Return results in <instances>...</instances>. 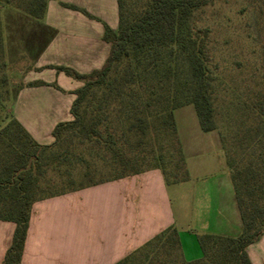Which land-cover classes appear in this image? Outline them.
<instances>
[{"label": "trees", "instance_id": "obj_1", "mask_svg": "<svg viewBox=\"0 0 264 264\" xmlns=\"http://www.w3.org/2000/svg\"><path fill=\"white\" fill-rule=\"evenodd\" d=\"M49 1L0 4L43 20ZM213 1L118 0V28L104 22L103 38L111 48L102 67L81 72L45 66L83 84L74 90L73 118L54 127L52 143L38 142L11 113L0 125V219L16 223L1 264H22L32 206L41 198L154 168L168 184L189 179L175 109L193 104L204 131L218 127L209 28L193 20L197 10ZM61 4L97 18L83 6ZM44 84L59 87L42 79L20 87ZM250 108L257 112L247 113L253 121L245 132L223 145L241 232L198 234L202 256L188 260L178 228L170 226L115 264H254L247 247L264 234V80Z\"/></svg>", "mask_w": 264, "mask_h": 264}, {"label": "crops", "instance_id": "obj_2", "mask_svg": "<svg viewBox=\"0 0 264 264\" xmlns=\"http://www.w3.org/2000/svg\"><path fill=\"white\" fill-rule=\"evenodd\" d=\"M62 1L83 6L97 18ZM18 21L30 43L29 48L20 49L27 61L22 83L42 79L59 87H19L10 113L38 142L49 144L54 127L73 118L74 90L83 82L45 66L66 65L81 72L102 67L111 48L103 38L104 22L118 28V0H50L43 20L18 14ZM49 29L55 31L52 36ZM186 181L168 184L162 171L154 168L35 201L22 264H115L170 226L178 228L184 255L193 260L202 256L198 234L236 236L241 232L230 174L216 186L220 202L200 203L191 216L178 215L170 195L171 185ZM202 193V198L208 196L206 189ZM15 228L14 221L0 219V264ZM247 251L254 264H264V234Z\"/></svg>", "mask_w": 264, "mask_h": 264}, {"label": "rangeland", "instance_id": "obj_3", "mask_svg": "<svg viewBox=\"0 0 264 264\" xmlns=\"http://www.w3.org/2000/svg\"><path fill=\"white\" fill-rule=\"evenodd\" d=\"M258 2L215 0L193 16L198 27L209 28L218 127L204 131L193 104L175 109L178 136L190 176L185 183L170 187L178 215L191 216L193 210L200 209V203L220 202L214 193L216 186L223 183L224 175L232 176L223 145L226 142L230 146L235 134L245 132L248 123L253 121L246 118L247 113L257 112L250 106L264 80V13L261 12L264 0ZM18 14L23 12L0 4V118H4L0 125L10 116L11 105L22 84L23 67L27 65L20 49L29 48L30 43ZM40 33L38 30L39 37ZM203 189L208 191L206 198H202ZM221 189L224 191V187Z\"/></svg>", "mask_w": 264, "mask_h": 264}]
</instances>
